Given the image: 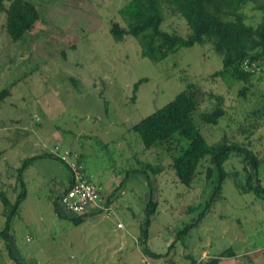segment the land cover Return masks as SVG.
Wrapping results in <instances>:
<instances>
[{"label":"rangeland","instance_id":"1","mask_svg":"<svg viewBox=\"0 0 264 264\" xmlns=\"http://www.w3.org/2000/svg\"><path fill=\"white\" fill-rule=\"evenodd\" d=\"M128 1L31 0L38 18L18 42L6 36L0 13V90L8 92L0 103V193L12 206L19 191L15 169L31 154L41 153L37 141L50 140L54 133L62 140L59 149L80 154L85 175L111 195L113 212L73 224L64 209L53 206L66 184L67 168L52 158L34 160L22 173L25 195L6 239L0 237V264H16L8 250L20 264H142L144 247L168 254V262L150 264H197L227 249L233 257L220 264H264V195L241 193L235 186L245 188L243 168L252 177L242 162L244 151L264 159L262 63L254 64L247 87L211 77L221 61L210 44L180 49L158 63L141 58L133 38L115 43L109 35L112 23L123 25L117 11ZM240 13L248 27L261 20L251 3ZM160 28L182 37L188 33L183 19L165 12ZM140 80L144 82L132 101V87ZM187 84L203 93L195 97L192 120L205 142L224 137L240 148L222 164L227 177L211 202L217 174L206 176L210 163L202 164L187 188L175 181L163 151H143L138 136L129 131ZM209 93L223 98L225 111L214 126L198 116L214 105ZM256 171L264 188V164ZM149 200L156 203V213L145 228L143 245ZM7 214L0 202V232ZM120 237L123 249H118Z\"/></svg>","mask_w":264,"mask_h":264},{"label":"trees","instance_id":"2","mask_svg":"<svg viewBox=\"0 0 264 264\" xmlns=\"http://www.w3.org/2000/svg\"><path fill=\"white\" fill-rule=\"evenodd\" d=\"M247 3H251L261 14V20L254 28L243 23L244 16L240 13L241 8ZM164 12L183 19L188 31L185 37L176 32L161 30ZM0 13L4 14V30L11 42H18L38 18L37 9L31 0H0ZM117 15L123 25L111 24L109 35L112 41L118 43L125 36L133 38L137 42L139 56L152 63H158L180 49L210 44L221 61V68L212 73V78H219L225 84L241 82L248 87L255 71L254 64L259 62L262 63L264 75V0H129L118 9ZM143 82L144 80H140L133 85L132 101ZM202 94L194 85L187 84L163 107L130 126L129 131L138 136L143 151L154 147L163 151L169 158L170 170L175 181L187 188L194 182L202 164L205 161L210 163V167L204 171L206 176L212 171L217 174L216 185L209 200L211 202L219 196L221 182L227 177L221 169L222 164L231 152H240V148L228 145L224 137L214 144L208 145L205 142L192 120L197 108L195 97ZM7 96V89L0 90V103ZM207 98L213 100L214 105L210 111L198 116L203 124L214 126L225 114L222 107L223 98L211 93ZM251 113L255 115L256 112ZM41 158L56 159L50 154H38L24 159L15 169V182L19 191L12 206L5 194L0 193L2 207L8 208L4 227L0 232L3 240L9 231L10 219L15 215L25 195L22 173L31 162ZM242 162L251 168L252 177L243 168L246 175L245 188L237 184L235 186L241 193L253 192L264 195V188L259 185L256 171L261 163L264 164V159L259 161L250 152L244 151ZM155 171V169L152 171L153 174ZM108 197L109 195L107 201ZM53 206L56 208V199L53 200ZM144 213V229L141 234L143 241L146 239L145 228L149 224V219L156 213V203L149 200ZM82 219L69 217L75 225ZM195 223L196 221L193 222ZM143 251L145 254L148 253L146 249ZM8 254L14 263L20 264L9 250ZM166 255L150 254L156 259ZM231 257L233 253L227 249L197 264H219L222 258ZM191 263L195 264L194 261Z\"/></svg>","mask_w":264,"mask_h":264},{"label":"built area","instance_id":"3","mask_svg":"<svg viewBox=\"0 0 264 264\" xmlns=\"http://www.w3.org/2000/svg\"><path fill=\"white\" fill-rule=\"evenodd\" d=\"M51 151L53 153L50 154L62 163L70 174L68 185L56 196V205L72 218H84L95 213L111 215L112 210L104 199L101 187L93 184L85 175L78 157L69 150H60L58 146Z\"/></svg>","mask_w":264,"mask_h":264},{"label":"crops","instance_id":"4","mask_svg":"<svg viewBox=\"0 0 264 264\" xmlns=\"http://www.w3.org/2000/svg\"><path fill=\"white\" fill-rule=\"evenodd\" d=\"M35 121L36 122H38V118L36 117V119H35ZM60 141L62 142V140L56 135V134H52L51 135V139L50 140H47V139H45V138H40L38 141H37V143H36V145H37V147L40 149L39 151H41V153H39V154H49L50 152V150H52L53 148V146H58V143H60ZM59 147V146H58ZM38 153L37 154H35V153H33V154H31L30 155V157H32V156H36V155H38ZM77 156H78V158L80 159L81 158V156H80V154H76ZM29 157V158H30ZM34 162V161H33ZM32 163V162H31ZM30 163V164H31ZM29 164V165H30ZM156 176H157V178L160 176V174H156ZM69 180H70V174H69V172H68V177H67V179H66V184L61 188V190L59 189V191H58V194L62 191V190H64L65 189V187L68 185V183H69ZM109 187V186H108ZM57 194V195H58ZM56 195V196H57ZM56 196H54V199H56ZM107 196L108 195H104V199L106 200V202H107V205H108V207L111 209V201H112V197H111V195H109V197H108V201H107ZM16 197V196H15ZM57 206V205H56ZM112 214H113V212H112ZM102 214H98V213H95V214H92V215H88V216H85L83 219H82V221L80 222V224H82V223H84L85 222V220H87V219H90V218H92V217H94V216H101ZM117 227V226H116ZM122 239V237H120V246L118 247V249H123L122 247H124V241H122L121 240ZM146 240V239H145ZM145 240L144 241H142L144 244L143 245H145ZM141 242V241H140ZM134 243L137 245V246H141L140 245V243L138 242V241H136V240H134ZM142 247V246H141ZM109 249H112V245H109ZM144 250L146 249L147 251H148V253L147 254H145L144 253V251L143 250H141V253H140V261H141V263L142 264H150V262L151 261H155V262H158V261H167L168 262V260H167V256H168V254L165 256V257H163V258H158V259H156V258H152L151 256H150V254H153L152 252H150L149 251V249L148 248H146V247H144L143 248ZM221 262V261H220ZM220 262H219V264H220ZM170 263V262H169ZM155 264H157V263H155ZM190 264H192L191 263V261H190Z\"/></svg>","mask_w":264,"mask_h":264}]
</instances>
